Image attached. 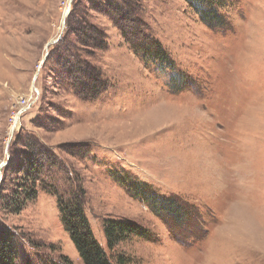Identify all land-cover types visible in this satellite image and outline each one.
<instances>
[{
	"label": "rangeland",
	"instance_id": "1",
	"mask_svg": "<svg viewBox=\"0 0 264 264\" xmlns=\"http://www.w3.org/2000/svg\"><path fill=\"white\" fill-rule=\"evenodd\" d=\"M6 1L0 221L12 231L16 264H85L56 195L40 189L20 212L4 210L30 136L54 154V163L44 160L45 184L64 195L82 186L104 248L106 220L148 229L116 248L123 264H264V0H221L214 26L186 0H139L163 61L129 46L98 9L108 0ZM71 12L103 33V48L81 45L66 29ZM65 47L105 84L94 99L80 98L64 75L56 57ZM164 196L181 206L175 215L153 210Z\"/></svg>",
	"mask_w": 264,
	"mask_h": 264
},
{
	"label": "trees",
	"instance_id": "2",
	"mask_svg": "<svg viewBox=\"0 0 264 264\" xmlns=\"http://www.w3.org/2000/svg\"><path fill=\"white\" fill-rule=\"evenodd\" d=\"M198 8L201 17L206 23L214 26L215 18L218 16L219 6H225L221 0H186ZM78 8L76 2L73 4L72 12ZM104 10L111 17L114 25L120 29L124 40L129 46L145 56H149L160 61L167 60L168 54L161 43L147 33V26L140 18L139 12L141 4L139 0H108L104 6H98V9ZM69 14L66 20V29L72 30L77 41L81 45L92 46L94 48H103V33L95 26L88 24L84 19L81 20L80 14L76 17ZM64 41V37L58 42ZM68 42V41H66ZM58 60H62L68 77L75 79L76 93L83 100L94 99L105 87L101 82L100 76L96 74V68L92 65L83 64L77 54L71 53L70 49L65 47L63 52L58 53ZM72 59L75 63H72ZM74 64V65H71ZM18 136V135H17ZM26 141L29 148L24 153L23 158L15 161V169L22 173L11 187L6 196L3 206L4 210L11 213L20 212L23 207L39 197L40 189L49 194L57 196L60 211L64 225L74 244L76 245L85 264H123L125 258L121 254H116L115 250L120 243L126 241L131 236L148 237L150 232L139 223L130 219H109L104 223V232L107 238V249L104 248L94 237L90 227L89 220L84 210L85 192L78 184L73 193L64 195L50 184H45L42 177V171L45 167L44 160L54 163V154L48 151V148L41 141L34 137ZM13 153V149L10 150ZM10 161L7 166H9ZM4 181V179H3ZM2 181V182H3ZM41 186V188H40ZM153 210L160 215L164 212H170L173 215L180 210V205L171 202L167 197L155 198ZM16 243L13 240V234L10 227L0 221V264H16Z\"/></svg>",
	"mask_w": 264,
	"mask_h": 264
},
{
	"label": "water",
	"instance_id": "3",
	"mask_svg": "<svg viewBox=\"0 0 264 264\" xmlns=\"http://www.w3.org/2000/svg\"><path fill=\"white\" fill-rule=\"evenodd\" d=\"M64 24V23H63ZM58 39H56V40H54V41H52V42H56ZM51 43V42H50ZM50 43H49V45H50ZM49 45H48V47H49ZM21 112L22 111H20V113L18 114V118H20L19 116L21 115ZM14 129H15V127H13L11 130H12V133L14 132ZM7 162L5 161V162H3L2 164H1V166L2 165H4V164H6Z\"/></svg>",
	"mask_w": 264,
	"mask_h": 264
},
{
	"label": "bare ground",
	"instance_id": "4",
	"mask_svg": "<svg viewBox=\"0 0 264 264\" xmlns=\"http://www.w3.org/2000/svg\"><path fill=\"white\" fill-rule=\"evenodd\" d=\"M7 1H9V0H7ZM7 1H6V2H7ZM15 1H16V0H14V2H15ZM0 3H1V4H4L3 2H1V0H0ZM0 7H1V6H0ZM11 7H12V6H11ZM4 9H9V8H6V7H5ZM2 15H3V14H2ZM2 21H3V20H2ZM4 21H6V20L4 19ZM2 23H3V22H2ZM3 24H4V23H3ZM17 119L19 120V118H17ZM15 125L18 126V125H19V122L17 121V122L15 123Z\"/></svg>",
	"mask_w": 264,
	"mask_h": 264
},
{
	"label": "built area",
	"instance_id": "5",
	"mask_svg": "<svg viewBox=\"0 0 264 264\" xmlns=\"http://www.w3.org/2000/svg\"><path fill=\"white\" fill-rule=\"evenodd\" d=\"M23 104L24 105H22V106H24L25 107V105H27V103L25 102V100H23ZM23 108V107H22ZM22 110V109H21ZM20 113V111H18L17 113H16V115H15V120H14V122L16 121V119L18 118V114Z\"/></svg>",
	"mask_w": 264,
	"mask_h": 264
}]
</instances>
